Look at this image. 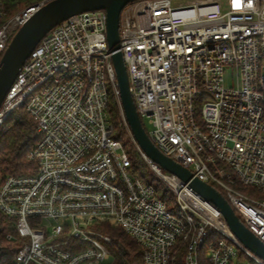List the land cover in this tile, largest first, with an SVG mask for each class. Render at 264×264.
Here are the masks:
<instances>
[{
	"label": "built area",
	"instance_id": "built-area-1",
	"mask_svg": "<svg viewBox=\"0 0 264 264\" xmlns=\"http://www.w3.org/2000/svg\"><path fill=\"white\" fill-rule=\"evenodd\" d=\"M45 1L3 18L0 0V57ZM177 1L132 0L120 10L115 51L128 90L156 147L220 188L264 241V200L249 192L264 191V0ZM111 54L105 11L73 14L40 39L0 104V124L24 106L37 133L28 154L35 170L0 175V216L13 228L5 239L19 242L7 264H105L103 223L143 246L140 264H173L177 252L183 264H199L202 248L208 264H264L213 203L138 146ZM112 101L155 182L114 136Z\"/></svg>",
	"mask_w": 264,
	"mask_h": 264
},
{
	"label": "water",
	"instance_id": "water-1",
	"mask_svg": "<svg viewBox=\"0 0 264 264\" xmlns=\"http://www.w3.org/2000/svg\"><path fill=\"white\" fill-rule=\"evenodd\" d=\"M132 0H47L40 5L11 36L0 57V104L22 64L40 39L56 24L87 10H104L106 39L116 72L120 102L130 132L141 150L165 170L177 175L221 212L235 237L253 254L264 260V241L239 218L229 201L212 185L193 177L192 173L162 153L149 138L128 90L125 68L118 51V23L122 7Z\"/></svg>",
	"mask_w": 264,
	"mask_h": 264
},
{
	"label": "trees",
	"instance_id": "trees-1",
	"mask_svg": "<svg viewBox=\"0 0 264 264\" xmlns=\"http://www.w3.org/2000/svg\"><path fill=\"white\" fill-rule=\"evenodd\" d=\"M39 0H5L4 16L8 17L21 8ZM110 122L114 128V136L124 141L133 163L137 165L140 173L146 180H150L151 173L142 161L134 146L130 143L128 133L120 124V117L115 101L109 104ZM37 141L36 124L33 117L24 106L13 109L0 124V175H26L31 174L36 167L33 159L28 157ZM128 142V143H127ZM216 189L224 196L223 191ZM264 200V191L249 190ZM99 229L111 238L109 251L110 260L105 264H140L144 248L136 240L126 234L119 226L103 223ZM13 231V228L0 216V264L9 263L14 255L19 242L17 239L8 241L5 233ZM182 253L177 252L173 264H183ZM199 264H208L204 257L203 248L198 253Z\"/></svg>",
	"mask_w": 264,
	"mask_h": 264
},
{
	"label": "rangeland",
	"instance_id": "rangeland-1",
	"mask_svg": "<svg viewBox=\"0 0 264 264\" xmlns=\"http://www.w3.org/2000/svg\"><path fill=\"white\" fill-rule=\"evenodd\" d=\"M177 2H182V3H184V2H186L185 0H180V1H177ZM30 5V4H29ZM28 6V5H27ZM26 7V6H25ZM234 75H233V72L230 70V69H228V68H226V70H225V72H224V83H225V85H230L233 81H234ZM233 80V81H232ZM143 121V120H142ZM145 123V122H144ZM145 127L146 128H149V125H146L145 124ZM128 143V142H127ZM128 148V147H127ZM151 180V182H155V180H152V179H150ZM252 195L253 196H256V197H258L257 195H255V193L253 192L252 193ZM259 198V197H258ZM44 223H48L47 221H45L44 220Z\"/></svg>",
	"mask_w": 264,
	"mask_h": 264
}]
</instances>
